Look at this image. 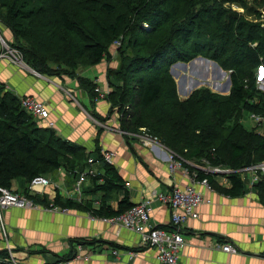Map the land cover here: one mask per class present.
I'll use <instances>...</instances> for the list:
<instances>
[{
  "label": "trees",
  "instance_id": "trees-1",
  "mask_svg": "<svg viewBox=\"0 0 264 264\" xmlns=\"http://www.w3.org/2000/svg\"><path fill=\"white\" fill-rule=\"evenodd\" d=\"M87 1L79 2L80 10L89 9L84 5ZM67 2L0 0V22L15 37L10 46L17 47L25 62L38 72L75 78L82 64L79 61L90 67L111 56L110 41L103 42L98 32L107 38L116 37L128 23L121 45L134 47L143 36L141 45L152 50L146 55H126L117 69L109 70L113 91L107 99H112V108L120 109L122 127L132 134L145 132L157 137L176 154L183 167L198 179L207 178L212 186H216L215 177L219 174L226 176L230 186L225 194L242 195V170L264 162V131L260 130L264 125V91L257 81L258 70L264 68V25L245 21L239 12L219 3L182 15V0H130L126 7L132 10V19L120 14L115 21L105 23L98 17L97 24L90 27L87 13L85 25L78 17H71L64 5ZM101 7L109 14L115 12V6L108 1ZM143 23L150 29L142 27ZM207 25L213 31H203ZM205 49L215 52V56L219 52L221 56L228 55L224 64L231 68V92L224 97L200 88L181 100L175 80L168 77L169 68L172 63L193 59ZM123 74L126 77H121ZM78 80L88 92L97 94L95 82L81 76ZM245 112L256 114L261 120L255 121L252 128L246 127L242 122ZM100 150L99 146L94 153L88 152L54 128L41 126L22 106L20 97L0 85V187L13 189L14 181L20 178L27 184L23 193L39 204L49 205L46 194L30 193L29 184L35 177L54 176L64 170L71 184H75L87 171L84 195L98 196L99 205H94L96 199L85 198L79 203L61 195L52 203L79 207L97 218L118 216L135 203L119 170L102 159ZM90 157L102 163V172H92ZM214 168L229 172H214ZM253 186L264 205V176ZM121 192L123 197L114 207L112 201ZM82 239L79 241L94 244L93 239Z\"/></svg>",
  "mask_w": 264,
  "mask_h": 264
},
{
  "label": "crops",
  "instance_id": "crops-1",
  "mask_svg": "<svg viewBox=\"0 0 264 264\" xmlns=\"http://www.w3.org/2000/svg\"><path fill=\"white\" fill-rule=\"evenodd\" d=\"M3 41L12 44L15 37L12 30L0 22V51L4 49ZM78 73L96 81L102 80L106 75L105 60ZM77 81L78 78L66 75L38 72L23 59L18 63L8 58L0 59V85L19 97L35 96L47 103L50 110L47 121L55 123L54 129L59 135L84 146L88 152L94 153L99 146L100 149L117 151L114 165L124 178L134 203L142 201L153 190L168 192L174 185L190 182L191 177L184 170L169 169L168 154L160 148L135 143V155L130 151L129 144L122 141L119 133L118 137L114 132H100L97 120L86 110L90 107L88 97L81 99L80 94L84 88ZM180 96L182 98L181 93ZM105 102L97 103L98 113L103 114L107 105ZM112 116L115 117L114 114ZM91 170L93 173L102 172V163L96 161ZM62 176L60 172L51 178L52 183L60 187L51 184L42 188L43 194L49 195L50 201H54L60 194L68 198L66 191L71 192L74 188L67 175ZM243 178L245 192L237 197L225 194L230 182L222 174L216 177L213 189L198 186L204 192L206 201L199 208L200 216L190 219L181 227L187 240L180 257L184 264H264V205L251 182V175L245 174ZM84 185H88V182ZM25 186V181L20 180L18 186H13V190L23 192ZM74 197L72 194L70 199L79 202ZM122 197L123 192L117 194V198L112 201L114 207H117ZM86 198L99 200L98 196L86 195ZM96 200L94 205H97ZM78 208H69L67 212L17 207L6 209L8 227L9 223L12 228L16 225L20 233L15 235L16 244L10 239L11 246L25 247L32 243L55 245L67 238L92 237L105 241L99 248L101 251L96 249L95 252L97 245L87 244L84 247L87 257L75 259L71 264H162L157 260L154 249L138 248L141 240L139 234L103 218L94 219L91 213ZM151 217L154 223L170 227L171 211L161 202H155ZM224 244L235 245L238 252L230 253L218 247ZM5 246L4 243L0 244L1 248ZM114 249H118L119 254H115ZM135 249H140L139 254L130 258L127 251ZM17 256L25 264H53L57 260L49 255H29L23 250Z\"/></svg>",
  "mask_w": 264,
  "mask_h": 264
},
{
  "label": "rangeland",
  "instance_id": "rangeland-1",
  "mask_svg": "<svg viewBox=\"0 0 264 264\" xmlns=\"http://www.w3.org/2000/svg\"><path fill=\"white\" fill-rule=\"evenodd\" d=\"M104 1H108L109 3H111L115 6V12L113 14H109L105 10L102 9L101 4ZM79 2L82 3V0H68V2L64 5L68 6L67 8H68L69 14L71 15L72 18L78 17V19L80 21L82 20L85 23V25H88L87 22H85V20H84V15L87 13L88 17L91 20L90 27H93L97 24L96 22H97L98 17L103 19V22H105V23H111V22L115 21L117 16L120 14H123L125 16V18H127L128 20L132 19L131 17H133L132 10L126 7V4H128V2H130V0H101L100 4H95L94 1L88 0L87 3L85 2L84 5L87 6L89 9L88 10L85 9V11L80 10ZM182 3H183L182 4L183 10L181 11L182 15H185V12H188V11H189V13H195V12L199 11L202 7H204V5H209V4H214V3L218 4L219 3V4L223 5V7L228 9V10L231 9L233 11L239 12L241 17H243V19L245 21L257 22V23L260 22L264 25V0H182ZM79 12H80V15H78ZM79 16L83 17V19H80ZM127 25H128V23L125 24L124 26L127 27ZM169 25H170V23L167 24L168 28H169ZM124 26H123V28H121L119 34L116 35V37L111 35L110 37L107 38V37L102 35V31L98 32L99 36L101 37L103 42L110 41V55H111V57L107 58L108 60L105 59L106 75L104 76V78L102 80L96 81L93 78H87L86 77V79H90L91 81L96 83L94 85L95 89H96V87L99 86V87H103L105 90H107V92H108L107 95H110L113 91L111 88L112 86L109 84V74H110L109 70L117 69L118 66L120 65L121 61L124 60L123 58L126 55L129 57H134L136 55H146V54L150 53V51L152 50V49H149L150 46H147V48H146L143 45H141V42L143 41V36L140 37V43L134 47L128 48L125 45L123 46V44L122 45L118 44L117 41L121 40L122 36H124V34H126V29ZM141 26L150 29V26H148V24H146V23L141 24ZM202 30L205 32H208L209 30L213 31V28L211 26L207 25ZM206 38H208V37L206 36ZM22 43H23L24 47H28L27 44H24V42H22ZM7 44L9 46L11 45V43H7ZM10 47H12V46H10ZM16 48H14V49H16ZM17 50L20 53V50L18 48H17ZM227 57H228V55L221 56L220 52L215 56V52H212L209 49H205V50H203V52L197 54L191 60H188V61L182 60V62L172 63L170 68H169V71H168V74H169L168 77H172V79L175 80L180 99L185 100V99L189 98L197 89H200V88L210 89L212 92L217 93L219 95H222L224 97L228 96L231 92V86L229 89H226V87H227L228 79L231 77V68H230V65L224 64ZM20 58L23 59L21 53H20ZM20 61H22V60H20ZM78 63H82V64L79 65L80 68L77 71L75 78H78L80 76L85 77V76H82V74H79L78 72H80V70L86 69L87 67L83 64V61H79ZM184 64H186V65H184ZM263 70H262V68H260L258 70V80L257 81H258V87L264 91V76H262L264 73V72H262ZM248 71L252 72V70H250V69H248ZM121 77H126V76H125V74H123V75H121ZM77 83H78V85L83 87L79 80L77 81ZM131 85H132V83L127 85V87H129ZM180 93L182 95V98L180 96ZM80 95H81V99H85L86 97H88V99H89L88 102H89L90 107L88 109H86V108L85 109L88 110V112L91 114V116H93V119L95 121L97 120L98 124L100 125V126L98 125L99 131H101V132L108 131V132H105L107 134L109 132L110 133L114 132V133H116V135H118V137L120 134V136H121L120 138L122 139V141H124L127 145L129 144L128 147H129L130 151L132 153H134L135 155H136V152L134 150L133 145L135 143H139V144L144 145L145 138L146 137H147V139L150 138V136L149 135L147 136L144 132L140 133V134H132L122 127L121 121H120V117H122V114H121V112H119V109L117 107L112 108V104H111L112 99L106 98V99L97 100L96 94L90 93L88 91L86 92V88H84L83 91H81ZM103 100H106V102L104 104H107L108 106L106 105V107L104 108L103 114H100L97 112L98 110H97L96 106H97V103H99V102L101 103ZM113 101H114V98H113ZM46 105H47V103H46ZM48 109H49V107H48ZM113 114L115 115V117L112 116ZM111 116H112V118H111ZM49 117H50V115H49ZM48 118L43 119L41 121H38V123L43 127L54 128L55 123L52 121L48 122L47 121ZM114 118H115V120H114ZM242 122L246 125V127H253L254 125H256L255 121L251 118V114H249L248 112H245V114L243 115ZM51 123H53L54 126H50ZM260 130L262 132L264 131V125L261 126ZM144 146H146V145H144ZM101 155H102V153H101ZM208 169H211V168L209 167ZM62 171L65 173L64 170H62ZM60 172H61V170H60ZM60 172L58 174H60ZM243 174H249V173L244 172ZM62 175H63L62 178L65 177L64 176L65 174L62 173ZM47 177L52 178L53 176L48 175ZM20 180H22V179H20V178L16 179L13 183V186H18V183ZM58 186L60 187V185H58ZM15 191H17V190H15ZM5 219H6V217H5ZM6 223H7V221H6ZM117 225H120V224H117ZM7 227H8V224H7ZM8 233H9V240L12 238L14 241L15 235L20 234L19 233V227L14 225L12 228L10 223H9ZM82 238L83 237H72L69 239L67 238V239H64L60 244H55V245H48L47 243H40L37 245V244L32 243L30 245H26L25 248H24V246L20 247L18 245H16V246L13 245L12 249H13V252H14L16 257H18L17 254H18V252H20V250H23V251L25 250L24 252L29 254V255H33V256L38 255V254L43 255V256L49 255L51 258H54V259L64 257L63 260H66V261L69 260L70 262H72L75 259H81V258H84L86 256L84 254V252H85L84 247H85V245H87V242L79 241ZM91 238L92 237H90V239ZM93 241H94V244L97 245V247L94 248V251L96 249L101 251V249H99V248H101L105 244V241L102 239H98V238H94ZM72 242H73V244H72ZM14 244H16L15 241H14ZM4 245H6V244L4 243ZM10 245H12V244H10ZM74 247H76V248L74 249ZM144 249H146V248H144ZM4 250H6V252L0 253V260H3L6 257L11 258V254L9 252L8 246H5ZM57 261H55V262H57Z\"/></svg>",
  "mask_w": 264,
  "mask_h": 264
},
{
  "label": "built area",
  "instance_id": "built-area-1",
  "mask_svg": "<svg viewBox=\"0 0 264 264\" xmlns=\"http://www.w3.org/2000/svg\"><path fill=\"white\" fill-rule=\"evenodd\" d=\"M121 44V41H117ZM4 49L0 51V59L8 58L13 62H22L20 53L17 49L10 47L5 41H3ZM262 70L264 69L261 67ZM264 72V70L262 71ZM264 76V73L263 75ZM96 99H106L107 90L103 87H96ZM22 106L31 113L35 119L41 121L46 119L50 115V111L46 103L35 96H22L20 97ZM251 118L254 121H260L261 118L256 114H252ZM50 126H54L53 123ZM120 130V129H119ZM145 133V132H144ZM147 136L148 133H145ZM144 140V145L148 147H158L162 151L168 154L169 168L171 171L176 169H182L187 175H191L190 182L186 185H174L168 192L153 190L149 196L145 197L142 201L135 203L124 213L111 217L103 218L114 224H120V226L127 228L140 235L141 240L139 248H152L156 251V258L162 264H184L180 257L181 252L185 248L187 240L184 233L181 231L182 225L188 222L192 218H198L200 216L199 208L202 203L206 201L204 192L199 190L198 186L202 185L206 188L213 189L207 178L198 179L196 174L190 173L189 169L183 167L181 161L176 158V154L162 144L157 137L149 135ZM102 159L111 165L115 164V159L118 155L116 150L102 149ZM89 163L94 164L93 157L89 158ZM214 172H229V169L214 168ZM61 172L65 174L62 170ZM244 172L251 175V182L254 184L258 182L262 176H264V162L256 165H252L242 170V176ZM88 172L81 173L79 178L74 184L73 190L67 192L68 198H72L75 195V199L82 202L86 196L84 195L83 185L87 181ZM244 179V178H243ZM52 183L51 178L45 176L35 177L29 184V191L32 194L43 195L42 188L50 186ZM56 186V184H54ZM56 187H59L58 185ZM161 202L169 207L171 211L170 227H164L158 225L152 220V211L154 209L155 202ZM97 205L100 204V200H96ZM31 208V209H44L52 212H67L68 207L55 205L54 202L49 205H42L35 202L32 198L23 192L15 191L13 189L0 187V244L5 243L9 248L11 258H4L0 260V264H25L15 256L12 246L10 245L8 227L5 219V210L8 208ZM97 219V217L92 216ZM219 248L230 252H238V248L233 244L219 245ZM5 248L0 247V251ZM140 249L127 251L130 258H134L139 254ZM115 254H119L118 249H114ZM53 264H71L68 260L59 259Z\"/></svg>",
  "mask_w": 264,
  "mask_h": 264
},
{
  "label": "bare ground",
  "instance_id": "bare-ground-1",
  "mask_svg": "<svg viewBox=\"0 0 264 264\" xmlns=\"http://www.w3.org/2000/svg\"><path fill=\"white\" fill-rule=\"evenodd\" d=\"M65 14V13H64ZM72 23V22H71ZM26 25V24H25ZM28 25V24H27ZM60 25V24H59ZM5 27V26H4ZM8 31V30H7ZM80 35V34H79ZM85 40V39H84ZM66 48V47H65ZM64 48V49H65ZM78 50V49H77ZM56 56V55H55ZM111 57V56H110ZM108 60V59H107ZM37 65V64H36ZM32 66V65H31ZM69 74V73H68ZM107 77V76H106ZM89 78V77H88ZM67 79V78H66ZM97 79V78H96ZM89 90V89H88ZM119 111H120V109H119ZM130 112V111H129ZM120 114V113H119ZM250 116V115H249ZM119 117V116H118ZM246 121V120H245ZM151 126V125H150ZM118 128V127H117ZM121 128V127H120ZM252 128V127H251ZM91 154V153H90ZM201 158V157H200ZM220 175V174H219ZM216 178V177H215ZM53 180V179H52ZM210 182V181H209ZM85 184V183H84ZM73 185V184H72ZM162 185V184H161ZM162 187V186H161ZM165 187V186H164ZM84 188V187H83ZM55 189V188H54ZM85 191V190H84ZM163 191V190H162ZM45 194V193H44ZM61 195V194H60ZM49 196V195H48ZM57 198V197H56ZM115 199V198H114ZM64 200H66V199H64ZM47 201V200H46ZM49 204V203H48ZM61 206V205H60ZM101 206H102V204H101ZM78 209H80V208H78ZM80 211H81V209H80ZM94 211V210H93ZM91 213V212H90ZM207 231V230H206ZM210 235V234H209ZM94 239V238H93ZM83 240V239H82ZM89 241V240H88ZM70 243V242H69ZM72 244H73V242H72ZM38 245V244H37ZM3 246V245H2ZM25 248V247H24ZM129 248V247H128ZM44 249V248H43ZM131 249V248H130ZM93 250V249H92ZM129 250V249H128ZM25 251V250H24ZM76 251V250H75ZM100 251V250H99ZM144 251V250H143ZM59 252V251H58ZM94 252V251H93ZM96 252V251H95ZM60 259V258H59ZM133 260V259H132ZM49 264V263H48Z\"/></svg>",
  "mask_w": 264,
  "mask_h": 264
},
{
  "label": "water",
  "instance_id": "water-1",
  "mask_svg": "<svg viewBox=\"0 0 264 264\" xmlns=\"http://www.w3.org/2000/svg\"><path fill=\"white\" fill-rule=\"evenodd\" d=\"M184 65H186V64H184ZM230 86H231V78L228 79V83H227V87H226V89H229Z\"/></svg>",
  "mask_w": 264,
  "mask_h": 264
}]
</instances>
